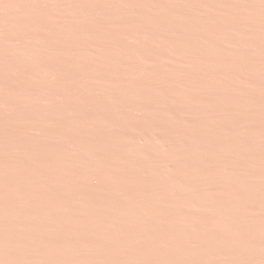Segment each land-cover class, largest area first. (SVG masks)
<instances>
[{
	"label": "bare ground",
	"instance_id": "6f19581e",
	"mask_svg": "<svg viewBox=\"0 0 264 264\" xmlns=\"http://www.w3.org/2000/svg\"><path fill=\"white\" fill-rule=\"evenodd\" d=\"M206 1L207 11L217 14L214 18L219 24L205 18L203 24L211 36L203 40L204 60L216 63L219 70L216 82L227 91L238 87L240 91L255 93L257 88L259 97H254L260 100V107L252 111L244 99L230 96L223 99L219 95L220 102L215 98L221 109L217 115L207 113L208 121L214 118V123L223 122L230 128L217 129L213 149L224 155L228 163H235L234 167L233 164L228 167L222 164L223 158L214 155L210 161L215 169L204 171V176L216 178L217 168L224 171L236 168L240 173V165L245 164H239L240 156L251 158L256 140L264 141V131L258 124L254 127L250 123V120L260 125L264 122V34L250 35L241 26L250 14L264 17L260 7L264 0ZM139 3L0 0V216L13 220L6 223L0 218V264H173L170 187L181 181L172 170L170 130L161 124L162 117H169L165 100H170L171 89L169 84L155 81L158 74L164 76L170 71L161 64L164 57L157 48L162 42L169 45L171 38L166 35L162 41L161 34L150 28L157 22H166L170 9L166 10L165 5L158 7L153 0ZM251 22L256 28L258 24ZM211 41L220 45L213 47ZM246 59L251 60L249 67L241 63ZM202 75L210 79L209 74ZM141 80L147 88L139 87ZM221 89L218 87L217 92ZM30 128L39 132L38 139L25 134L28 130L33 133ZM198 143L199 147L209 146L208 142ZM27 147L37 149L38 156L25 153ZM51 149L62 153L47 154ZM86 156L96 157V164L85 160ZM193 162L190 163L194 167ZM95 175L104 177L110 190L115 182L137 180L141 186L126 189L122 184L124 189H119L118 194L121 200L107 198L108 203H98L91 195L97 193H86L80 187L82 179ZM240 179L241 176L238 182ZM26 182L34 183L35 187L29 188ZM192 186L188 185V193L199 202L204 201V213L210 209L214 212L210 217L204 214V245H199L204 264H264V227L251 217L254 207L264 203V196L245 193L229 202L225 198L231 190L218 189L227 188L225 184L215 188L210 185L211 190L205 185L204 195ZM144 189L154 193L146 192L147 199L141 198L144 192L140 191ZM156 190L164 194L166 203L159 200ZM9 195L15 196L19 204H8L3 198ZM52 206L57 213L50 210ZM60 214L80 218L81 229L63 223ZM34 215L51 222L50 227L36 225ZM160 218L165 219L163 225L158 221ZM61 230L66 232V239L51 235ZM191 257L194 264L200 261L198 254L192 252Z\"/></svg>",
	"mask_w": 264,
	"mask_h": 264
},
{
	"label": "rangeland",
	"instance_id": "374dc122",
	"mask_svg": "<svg viewBox=\"0 0 264 264\" xmlns=\"http://www.w3.org/2000/svg\"><path fill=\"white\" fill-rule=\"evenodd\" d=\"M148 1V0H147ZM146 0H137V4L139 3L140 5L143 3L147 2ZM158 1V3L156 2ZM162 1V2H161ZM164 1V2H163ZM153 0V2H155L158 7L162 8L163 5H165V9L167 10L170 9V12L168 10V20L164 19L166 22H157L156 24H154V27H150L151 29H153L155 32L159 33V35L161 34V38L162 41H164L163 39H165V36L168 37L170 39V44L172 45H166L162 42L161 46L157 48V51L159 52V54L163 55L164 59L161 64L165 67L170 69V71L168 72V74H164V76H162L163 74H158L155 78V81H158V84L162 85H168V88L170 90V100H165L169 103L166 102L168 108L170 109L169 112V117L165 116L162 117V127H165L168 129V131L170 130V133L168 135L169 137V141H171L172 144V159L171 160V165H172V170L173 173H177L176 175L179 177L181 184L179 181H177L176 183H173L172 186L170 187V204H172V216H171V221H172V251H173V264H194V262L192 261V257H191V253H195L196 255L198 254L197 257L199 258L200 261H198V263L195 264H200L203 263L204 264V253L200 251V246L201 243H203L204 245V214L205 216H209L213 215L214 212L212 209L207 210V212H209V214L207 212L204 213V201L203 203L200 201H198L197 199H195V197H193L188 190V185L192 186L193 188H196V190L198 191H202V194L204 195V187L206 185L205 188L210 189L215 188L216 186L219 185H227V188H218L219 190H223L224 191H230L229 193V197L225 198V200H228L229 202H234L236 199L239 198V196H244V194L248 193V194H252L254 196H264V163L257 165L258 163L264 161V157L262 158V156L260 154H257V152L261 153L262 155H264V141L257 139V146H256V150L255 153L252 155L251 158L247 159L245 158V156H240L241 161L239 162V164L241 162L245 163L243 165V167L240 165L239 169L240 173L237 172L236 168H234L233 170H227L224 171L222 168H217V176L216 178L214 177H206L204 176V171L207 173L208 171H213L215 169L214 165L212 164V162L210 161V159L212 160L213 156L214 158H223V160L225 159V157H222L224 155H221L218 153H216L213 149V145L215 143L216 140V135L214 134L217 129H228L230 128V125L223 122H216L214 123L215 119L211 118L208 121V115H217V113H219L220 109L219 108V103L218 100L220 99V97H222V95L224 96V98H228L230 99L235 98V99H244L245 102L249 103V107L250 109L253 110H257L260 107V100L258 101L257 98L255 97H259V95L257 94V88H255L254 90L255 93L253 92V90H249L248 92L244 90H239L238 87H230L227 91V88L224 85H220V83H217L216 79H217V75L219 70H218V66L215 65L216 63L210 61V60H204V41L205 39H210L209 37L211 36L209 34V29H207L204 26V21L205 18H211V20L213 22H216L219 24V22H217V14H211L209 11H207V1L205 0ZM174 1V3H173ZM190 1V2H189ZM170 2V3H169ZM177 2H180L177 3ZM199 2V3H198ZM201 2V3H200ZM184 3V4H183ZM195 3V4H194ZM161 4V5H160ZM168 4V5H167ZM172 4V6H171ZM204 4V5H203ZM188 5V6H187ZM200 5V6H199ZM155 6V5H154ZM156 8H158L157 6H155ZM200 7V8H199ZM202 7V8H201ZM204 7V8H203ZM260 7L262 10H264V1L260 2ZM197 8V9H196ZM159 9V8H158ZM182 10V11H181ZM170 13L172 15H170ZM182 14V15H181ZM211 14V15H210ZM180 15V16H179ZM202 15V16H201ZM207 15H210L207 17ZM186 16V17H185ZM214 16L216 18H214ZM254 16V17H253ZM249 15L247 18V22L246 24H241V26L247 31V33H249L250 35H255L257 33H262L264 34L263 31V27H264V17L262 16H258L257 15ZM191 17V18H189ZM253 17V19H252ZM257 17V19H256ZM174 18V20H173ZM177 18V19H176ZM221 18V15H220ZM261 18V19H259ZM176 19V20H175ZM215 21H214V20ZM263 19V20H262ZM162 20V19H161ZM181 20V21H180ZM251 20L255 21V23H257V27L255 28L253 26V23L251 22ZM257 20V21H256ZM173 21V22H172ZM259 21V22H258ZM262 21V23H261ZM172 24H171V23ZM183 22V23H182ZM189 22V23H188ZM197 22V23H196ZM164 23V24H163ZM261 23V24H260ZM179 27H178V25ZM197 24V25H196ZM173 25V26H172ZM193 25V26H192ZM158 28H157V27ZM165 26V27H164ZM182 26V27H181ZM247 26V27H246ZM196 27V28H195ZM200 29H199V28ZM260 27V28H258ZM262 27V28H261ZM155 28V29H154ZM170 30H169V29ZM173 28V29H172ZM189 28V29H188ZM193 28V29H192ZM248 28V30H247ZM166 29V30H165ZM168 29V30H167ZM179 29V30H178ZM199 29V30H198ZM253 29V30H251ZM260 29V30H259ZM177 30V31H176ZM183 30V31H182ZM258 30V31H257ZM172 31V32H171ZM164 32V33H163ZM178 32V33H177ZM173 33V34H172ZM183 33V34H182ZM192 33H195V36H192ZM201 33V34H199ZM255 33V34H254ZM172 34V35H171ZM177 34V35H176ZM205 34V35H204ZM176 35V36H175ZM187 35V36H186ZM184 36V37H183ZM191 37V38H190ZM180 38V39H179ZM190 38V39H189ZM197 38V39H196ZM199 39V40H198ZM185 40V41H184ZM191 40V41H190ZM196 40V41H195ZM195 41V42H194ZM176 42V43H175ZM198 42V43H197ZM212 46L216 47L218 45H220L219 43H214V41H211ZM186 44V45H185ZM177 46V47H176ZM193 46V47H192ZM165 47V48H164ZM199 47V48H198ZM174 48V49H173ZM196 48L198 50H196ZM203 48V49H202ZM163 49L165 51H163ZM172 49V50H171ZM195 49V50H194ZM169 51V52H168ZM188 51V52H187ZM201 52V54H200ZM167 53V54H166ZM169 53V54H168ZM174 53V54H173ZM177 53V54H175ZM187 53V54H186ZM200 54V56L198 57V55ZM166 55V56H164ZM172 55V56H171ZM186 55V56H185ZM170 56V58H169ZM193 56V57H191ZM185 57V58H184ZM173 59V60H171ZM175 59V60H174ZM182 59V60H181ZM193 59V60H192ZM168 60V62L166 61ZM201 60V61H200ZM166 61V62H165ZM176 63H174V62ZM249 61V62H248ZM173 63V64H169V63ZM198 62V64H197ZM200 62V63H199ZM206 62V63H205ZM213 64H212V63ZM248 62V63H247ZM165 63V64H164ZM187 63V65H186ZM242 65L244 67H249L251 65V60H243ZM247 63V64H246ZM250 63V64H249ZM168 64L171 66H168ZM189 64V65H188ZM197 64V65H196ZM201 64V65H200ZM206 65V66H203ZM246 64V65H245ZM174 65V66H173ZM177 65V66H176ZM183 65V66H182ZM195 65V66H194ZM193 66H194V71H193ZM197 66V67H196ZM202 66V67H201ZM213 66V67H212ZM262 66L264 67V63H262ZM176 67V68H175ZM185 67V68H184ZM189 67V68H188ZM206 67H208L206 69ZM211 67V68H210ZM217 69H216V68ZM172 68V69H171ZM181 68V69H180ZM204 68V69H203ZM213 68V69H212ZM215 68V69H214ZM174 69H176L174 71ZM183 69V71H182ZM192 69V70H191ZM201 69H203L202 71H200ZM206 69V70H205ZM199 70V71H198ZM215 70V71H214ZM175 73H174V72ZM191 71V72H190ZM214 71V72H213ZM198 72V73H197ZM207 73L210 75V79L207 80V77L204 78L202 74ZM209 72V73H208ZM190 73V74H188ZM217 73V74H216ZM171 74V75H170ZM193 76H192V75ZM172 75H174L175 77H173ZM199 75V76H198ZM164 77V79L162 78ZM168 77V78H167ZM191 77V78H190ZM197 79H195V78ZM200 77V78H199ZM203 77V78H202ZM179 78V79H178ZM118 79V78H115ZM171 79H175L171 80ZM193 79V80H192ZM204 81H203V80ZM213 79V80H212ZM165 81V82H162ZM196 80V81H195ZM199 80V81H198ZM161 81V82H160ZM187 81V82H186ZM198 81V82H197ZM206 81V82H205ZM214 81V82H213ZM143 82V83H142ZM173 82V83H172ZM189 82H192V86L195 85L193 84L196 83L195 87L192 88V86L189 84ZM200 82V83H199ZM167 83V84H166ZM171 83V84H170ZM203 83V85H202ZM210 83V84H209ZM212 83V84H211ZM214 83V84H213ZM144 81H140L138 82L139 87H143V88H147L146 87V83L144 84ZM201 85V88L200 85ZM215 84L217 86H215ZM141 85V86H140ZM207 85V86H206ZM213 85V86H212ZM145 86V87H144ZM206 86V87H205ZM215 86V87H214ZM175 87V88H174ZM219 87V90L221 89V91L217 89ZM221 87V88H220ZM181 88V89H180ZM204 88H208L207 90ZM216 88V89H215ZM224 88V90H223ZM187 89V90H186ZM232 91H231V90ZM173 90V91H172ZM193 90V91H192ZM211 90V93H209ZM175 91V92H174ZM208 91V92H207ZM225 91V92H224ZM231 91V92H230ZM236 91V92H235ZM173 94H172V93ZM200 92V94H199ZM206 92L208 93V95H205ZM217 92V93H216ZM238 92V93H237ZM244 92V93H242ZM250 92V93H249ZM198 93V95H196ZM223 93V94H222ZM230 93V94H229ZM235 93V94H234ZM247 93V94H246ZM242 95L239 96L238 95ZM250 94V95H249ZM263 94H264V90H263ZM176 95V96H174ZM201 95V96H199ZM205 95V96H204ZM212 95V96H211ZM216 95V96H215ZM218 95V96H217ZM220 95V97H219ZM237 95V96H236ZM253 95V96H252ZM179 96V97H178ZM196 96V97H195ZM200 98H199V97ZM248 96V97H247ZM252 96V97H251ZM255 96V97H254ZM208 97V98H206ZM212 97V98H211ZM218 97V98H217ZM172 98V99H171ZM204 98V99H203ZM217 98L218 100L215 101ZM247 98V99H246ZM201 99V100H200ZM210 99V100H209ZM251 99V100H250ZM204 104H203V102ZM214 101V102H213ZM220 101V100H219ZM258 101V102H257ZM201 102V103H200ZM208 102V103H206ZM217 102V103H216ZM221 102V101H220ZM210 103V104H209ZM215 103V106L214 104ZM259 106H258V104ZM170 104V105H169ZM176 106H174V105ZM178 104V105H177ZM203 104V105H202ZM217 104V106H216ZM252 106H251V105ZM208 105V106H207ZM256 105V106H255ZM212 106V107H210ZM206 107H210V109L206 108ZM254 107V108H253ZM258 107V108H255ZM173 108V109H172ZM217 108V109H216ZM224 108V106H223ZM186 109V110H185ZM225 109V108H224ZM179 110V111H177ZM212 110V111H211ZM226 110V109H225ZM184 111V112H182ZM207 111V112H206ZM218 111V112H217ZM205 112V113H204ZM227 112V110L225 111ZM1 113V110H0ZM201 113V114H200ZM175 114V115H174ZM206 116H203L205 115ZM173 115V116H172ZM202 115V116H201ZM201 116V117H200ZM171 117V118H170ZM175 117V118H173ZM192 117V118H191ZM198 117V118H197ZM180 118V119H179ZM163 119H165L166 123H164L165 121H163ZM190 119V120H189ZM201 119V120H199ZM218 119V118H217ZM221 119V118H219ZM142 119L138 120L141 122ZM206 120V121H204ZM170 122V125L168 124V122ZM173 121V123H172ZM179 121V122H178ZM200 121H202L200 123ZM253 120H250V123L252 126H256L258 124V127L260 128V130L264 131V122L260 125V123L257 122H251ZM191 122V123H190ZM207 122V123H206ZM172 123V124H171ZM209 123V124H208ZM250 123H248V126L250 125ZM142 124H145L142 122ZM149 123L146 122V125L148 126ZM222 124V125H221ZM255 124V125H254ZM172 125V126H171ZM201 125L203 127H201ZM206 125V126H205ZM211 125V126H210ZM220 125V126H219ZM145 126V125H144ZM195 126V127H194ZM261 126V127H260ZM170 127V128H169ZM207 127V129H206ZM209 127V128H208ZM218 127V128H217ZM174 128V129H173ZM201 128V129H200ZM205 128V129H204ZM235 128V127H233ZM262 128V129H261ZM32 129V128H30ZM177 129V130H176ZM193 129V130H192ZM209 129V130H208ZM32 129V132L30 130L26 131V135L31 136L33 138L38 139V137L40 136L39 132H37L36 130ZM173 130V131H172ZM191 130V131H190ZM200 130V132H199ZM30 131V132H29ZM204 131V132H203ZM180 132V133H179ZM203 132V133H202ZM37 133V134H36ZM199 133V134H198ZM194 134V135H193ZM201 134V135H200ZM171 135V136H170ZM174 135V136H173ZM181 135V136H180ZM203 135V136H202ZM207 136V137H206ZM171 137V139H170ZM173 137V138H172ZM179 138V139H178ZM195 138V140H194ZM201 138V139H200ZM203 139V140H202ZM207 141H206V140ZM197 140V142H196ZM200 140V141H199ZM211 140V141H210ZM176 141V142H175ZM203 141V143L206 144V142L209 143V146L204 147L201 146H197V143H201ZM225 141V140H224ZM226 142V141H225ZM190 143V144H189ZM195 143V144H194ZM198 143V144H199ZM207 143V145H208ZM38 146V145H37ZM195 147V148H194ZM198 147V148H197ZM206 151H205V149ZM26 149V151H25ZM52 150V151H51ZM50 152L49 150L46 151L47 154L50 155H54L55 154H60L61 150L59 151V149H51ZM210 150V151H209ZM177 151V152H176ZM24 152L31 154L33 156H38V151L37 149H34L33 147H27L24 148ZM37 152V153H36ZM210 152V153H209ZM62 153V152H61ZM35 154V155H34ZM174 154V155H173ZM1 152H0V157H1ZM180 156V157H179ZM219 156V157H218ZM260 156V157H258ZM87 157V158H86ZM84 157L85 160L89 161L92 164H96L95 162H97V158L94 156H86ZM90 157V159H88ZM205 157V158H204ZM255 159H254V158ZM243 158V159H242ZM260 158V159H259ZM262 158V159H261ZM95 159V160H94ZM204 159V160H203ZM252 159V160H251ZM91 160V161H90ZM207 160V161H206ZM222 160V161H223ZM258 160V161H257ZM194 161V162H193ZM203 161V162H202ZM245 161V162H244ZM260 161V162H259ZM196 163V166H192L191 163ZM209 162V163H208ZM247 162V163H246ZM251 163V166H250ZM222 164H228V167H234L235 163L233 162H227V161H223ZM233 164V165H232ZM254 164V167L252 166ZM210 165V166H209ZM232 165V166H231ZM213 166V168H212ZM220 167V166H219ZM101 167H98V169ZM200 168V169H199ZM211 168V169H210ZM104 169V168H103ZM192 170V171H191ZM235 170V171H234ZM219 172V173H218ZM237 174H236V173ZM226 173V174H225ZM222 174V175H220ZM226 176H225V175ZM198 175V176H197ZM219 175V176H218ZM238 175V176H236ZM241 179L238 182L240 176ZM197 176V177H195ZM95 177L97 179H95ZM95 177H87L82 179V183L81 180L79 181V186L81 183L82 187V191L86 192V193H97L96 195L91 194L93 197V200L98 203H108L107 198H113V200L118 201L121 200V196H119V189H124L123 185L125 186L126 189H136L141 186V184L139 182H137V180H132V182L129 181H125V182H118L112 185L111 190L109 189V187L107 186L106 180L104 179V177H101L99 175H95ZM205 177V178H204ZM218 177V178H217ZM227 177V178H226ZM94 178V179H93ZM101 178V179H100ZM207 178V179H206ZM212 180H211V179ZM222 178V180H221ZM88 181H87V180ZM93 179V180H91ZM197 179V180H196ZM225 179V180H224ZM86 180V182H85ZM96 180V181H95ZM105 182H104V181ZM220 180V181H217ZM224 180V181H223ZM94 181V182H93ZM135 181V183H134ZM205 181V182H204ZM217 181V182H216ZM222 181V182H221ZM229 183H228V182ZM191 182V183H190ZM198 182V183H197ZM213 182V183H212ZM214 182L216 184H214ZM224 182V183H223ZM242 184H241V183ZM85 183V184H84ZM95 183V184H94ZM102 183V184H101ZM120 183V184H119ZM129 183V184H128ZM138 183V184H137ZM188 183V184H187ZM218 183V184H217ZM223 183V184H222ZM231 183V184H230ZM29 188H34L35 184L32 182H26L25 183ZM89 184V185H88ZM94 184V186L92 185ZM106 184V186H105ZM123 184V185H122ZM125 184H127L128 186H126ZM187 186H186V185ZM198 184V185H197ZM201 184V185H200ZM208 184V185H207ZM244 184V185H243ZM84 185V186H82ZM100 185V186H99ZM120 185V186H119ZM136 185V186H135ZM211 185V187H210ZM229 185V186H228ZM239 185V186H238ZM246 185V187H245ZM1 186V185H0ZM11 186V185H9ZM93 186V187H91ZM98 186V187H97ZM103 186V188L101 187ZM115 186V187H114ZM214 186V187H213ZM12 187V186H11ZM38 187H41L38 185ZM88 189H87V188ZM119 187V188H118ZM144 187V186H143ZM142 187V188H143ZM200 187V188H199ZM203 187V188H201ZM236 187V188H235ZM239 187V188H238ZM255 187V190L253 189ZM257 187V188H256ZM100 188V189H98ZM230 188V189H229ZM248 188V189H247ZM250 188V189H249ZM263 188V189H262ZM39 189V188H38ZM95 189V190H94ZM259 189V190H257ZM107 190V191H106ZM254 190V191H253ZM112 191V192H111ZM118 191V192H117ZM248 191V192H247ZM263 191V193H262ZM144 192V193H143ZM147 192V190H141L140 194L143 193L144 195L141 198H146L147 195H145V193ZM158 194V198L159 200H161V202H165V196L161 191L156 190ZM239 192V193H238ZM102 193V194H101ZM147 193H154L151 191H148ZM162 195H161V194ZM188 193V194H187ZM223 193V192H222ZM238 193V195H237ZM241 193V194H240ZM110 194H114L116 197H111ZM190 194V195H189ZM240 194V195H239ZM243 194V195H242ZM263 194V195H262ZM162 196V197H161ZM191 196V197H190ZM4 197V196H3ZM100 198V199H99ZM120 198V199H119ZM190 198V199H189ZM193 198V199H192ZM8 204H19V201L17 200V198L15 196L9 195V196H5V198H3ZM147 199V198H146ZM192 199V201H191ZM222 200H224V198L221 197ZM106 200V201H105ZM78 201V200H77ZM76 200H73V203L77 202ZM173 201V202H171ZM252 202L255 203V201L253 199H251ZM71 202V203H72ZM79 202V201H78ZM51 203H55L53 201H51ZM192 203V205H191ZM196 203V204H195ZM199 203V206L198 204ZM202 203V204H201ZM169 204V203H168ZM201 204V205H200ZM263 204V205H262ZM189 205V206H188ZM203 205V206H202ZM189 207V208H187ZM199 207V208H198ZM197 208V209H195ZM200 209V210H199ZM51 211L56 212L57 210L55 208V206H52L50 208ZM197 210V212L195 211ZM191 211V212H190ZM199 211V212H198ZM190 212V213H189ZM56 213H52V214H56ZM195 213V214H194ZM192 214V215H191ZM63 223L65 224H70L72 227H79L82 224V221L80 220V218L77 217H71V215H63ZM194 216V217H193ZM196 216V217H195ZM252 219L254 220V222L261 226L264 227V203H258L252 212L251 215ZM1 219H3L6 223H13V220H9V218H4L2 216H0ZM71 218V219H70ZM78 219V221H77ZM211 219V218H210ZM32 220L35 222V224L40 225V226H47L50 227L51 222L46 221L44 218L38 216V215H34V218H32ZM39 221V222H38ZM45 221V222H44ZM81 221V222H80ZM162 225L164 224L165 219L164 218H160L158 220ZM76 222H78L76 224ZM192 222V225H190ZM244 222L246 223H251L249 219H244ZM63 224V225H65ZM81 229V226H80ZM65 231L61 230V231H54L51 232V235L56 238V239H66L67 236L65 235ZM211 233V231H210ZM191 237V238H190ZM200 239V240H199ZM41 240V239H40ZM38 239V241H40ZM189 243V244H188ZM41 244V243H40ZM198 244V245H197ZM197 248V250H196ZM26 250H28V248H26ZM30 251V250H28ZM200 251V252H199ZM199 253H201L202 255H199ZM190 255V256H189ZM190 257V258H189ZM202 257V259H201ZM1 258V255H0ZM193 262V263H192Z\"/></svg>",
	"mask_w": 264,
	"mask_h": 264
}]
</instances>
